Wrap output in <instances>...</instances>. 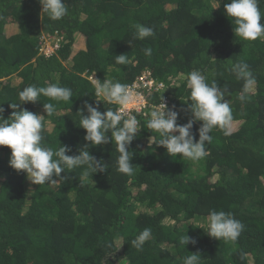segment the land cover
I'll return each instance as SVG.
<instances>
[{"label":"trees","instance_id":"1","mask_svg":"<svg viewBox=\"0 0 264 264\" xmlns=\"http://www.w3.org/2000/svg\"><path fill=\"white\" fill-rule=\"evenodd\" d=\"M227 2L65 0L68 15L53 21L39 0H0L3 116L10 117V104L20 102L26 86L69 87L70 101L41 96L21 108L43 116L47 146H67L73 156L88 150L107 168L94 173L85 165L62 172L66 180L37 185L9 166L11 149L0 146V264H183L190 253L201 256L200 264H264V38L237 37ZM138 23L154 26L155 36L136 38ZM54 34L61 41L48 56L44 38ZM119 54H127V64L115 63ZM240 61L255 78L245 101L239 99L244 81L232 72ZM146 70L164 85L163 92L146 94L148 108L162 101L175 106L181 125L192 118L188 73L200 70L209 83L226 88L231 134L213 129L207 155L193 161L157 145L159 133L147 128L150 117L141 118L128 149L134 168L128 175L118 170L115 142L85 140L79 111L85 101L102 113L117 110L115 102L98 101L104 98L95 95L97 84L108 79L131 85ZM44 103L55 105L51 116ZM201 125L192 129L197 141ZM211 210L230 212L243 223L236 241L208 235ZM145 228L151 236L137 250L131 241ZM186 235L196 243L181 244Z\"/></svg>","mask_w":264,"mask_h":264},{"label":"clouds","instance_id":"2","mask_svg":"<svg viewBox=\"0 0 264 264\" xmlns=\"http://www.w3.org/2000/svg\"><path fill=\"white\" fill-rule=\"evenodd\" d=\"M264 0H228L224 4L227 16L234 24V33L243 40L254 41L264 38V11L260 4ZM42 5V13L57 21L68 15L69 9L65 0H39ZM136 38L143 40L155 36V27L145 24H136ZM44 45V43H43ZM145 55L151 54V48L142 50ZM128 62L127 54H119L115 57V63L125 65ZM232 72L238 80L244 81L241 101L248 98L252 86L255 84L253 72L249 65L240 61L233 65ZM187 87L190 89L191 104L188 106L192 118L186 124H178L180 112L175 106L168 108L162 101L160 108L152 110L147 128L159 133L157 143L167 149L171 156H180L193 161H198L207 155L206 143L210 144L213 137L210 133L215 128L224 130L225 135L231 134L233 111L228 101H225L227 89H221L213 80L211 83L200 70H192L188 73ZM19 103H11L13 109L9 118L5 119V109L0 104V146L11 149L9 166L17 172H24L28 179L37 185L55 184L57 180H66L62 172H70L77 167L87 166L94 173L105 172L107 168L102 160H97L87 150H80L79 155H68L71 151L67 146H60L57 150L43 143L42 115L21 108L26 103H37L40 97H47L55 101H70L73 96L71 88L61 86L59 83H48L46 86L29 85L19 93ZM95 95L104 100L115 102L121 109L134 99L130 86L120 82L105 79L96 86ZM47 116H51L56 107L53 103H44ZM121 109L115 111L108 109L106 112L99 110V105L93 106L88 101L84 102L81 113L80 127L86 130L85 140L93 145L115 142L120 153L118 157V170L121 173L131 175L133 155L129 151L139 129L136 115L125 117ZM86 112V114H85ZM201 121L199 128V140L197 141L192 131L194 123ZM111 133V140L107 133ZM87 175V173H85ZM244 230L243 223L236 219L230 212L211 210L208 217L207 233L218 240L236 241ZM151 228H145L132 241L131 246L137 250H143L151 236ZM183 245L195 244L196 240L188 235L180 241ZM201 256L198 253H190L184 257L183 264H200Z\"/></svg>","mask_w":264,"mask_h":264},{"label":"built area","instance_id":"3","mask_svg":"<svg viewBox=\"0 0 264 264\" xmlns=\"http://www.w3.org/2000/svg\"><path fill=\"white\" fill-rule=\"evenodd\" d=\"M54 39L56 40L55 43H54ZM48 40H52L53 45L55 47V49L51 54L45 53L46 55L50 56L58 48V45L61 41V37L58 36V34L45 37L44 44L47 43ZM129 86H130V91L134 97L133 101L128 105L124 106L122 109L121 106L118 104L117 109H121L125 117H127V115H136L138 122L140 124L141 118L150 117L151 111L155 110V108L154 109L148 108V101L146 94L163 92L164 85L159 83L153 77L150 70H146L134 83H132ZM158 108H160V106Z\"/></svg>","mask_w":264,"mask_h":264},{"label":"rangeland","instance_id":"4","mask_svg":"<svg viewBox=\"0 0 264 264\" xmlns=\"http://www.w3.org/2000/svg\"><path fill=\"white\" fill-rule=\"evenodd\" d=\"M56 42V40L54 39V43ZM55 49L54 45H53V41L52 40H48L47 43H45L43 45V51L46 54H51L53 52V50Z\"/></svg>","mask_w":264,"mask_h":264}]
</instances>
